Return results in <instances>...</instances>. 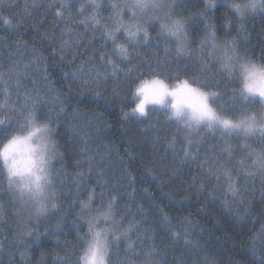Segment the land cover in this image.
<instances>
[{
    "label": "snow or ice",
    "instance_id": "6c2138e0",
    "mask_svg": "<svg viewBox=\"0 0 264 264\" xmlns=\"http://www.w3.org/2000/svg\"><path fill=\"white\" fill-rule=\"evenodd\" d=\"M223 2L229 12L218 24L214 10L221 0H24L22 6L0 0L4 151L15 144L8 137L18 126L38 119L63 125L62 135L71 141L58 152L56 179L43 200L26 198L10 179H0V264L5 258L7 264H45V258L79 264L88 234L101 230L111 239L103 253L90 248V264H169L170 255L171 264H220L192 213L173 224L171 210L192 201L198 211L216 215L217 224L219 210L241 230L259 215V228L249 229L241 242L245 259L229 264H264V90L248 83L241 89L234 71L264 61V42L257 52L248 30L257 16L264 21V5ZM14 10L16 17L6 14ZM29 21L39 47L12 36ZM129 93L140 98L130 112L124 104ZM93 97L106 106L113 98L121 101L123 144L110 139L104 111L80 107ZM169 97L172 115L149 108ZM185 110L187 120L173 119ZM233 113L250 115L234 121ZM143 145L151 149L147 158ZM137 157L162 198L148 187L143 195L138 191L132 170ZM70 210L71 240L64 233ZM42 236L57 247L43 250ZM34 245L42 249L38 259Z\"/></svg>",
    "mask_w": 264,
    "mask_h": 264
},
{
    "label": "clouds",
    "instance_id": "9594fccd",
    "mask_svg": "<svg viewBox=\"0 0 264 264\" xmlns=\"http://www.w3.org/2000/svg\"><path fill=\"white\" fill-rule=\"evenodd\" d=\"M221 3L228 5L221 0ZM264 5V0H259L257 8ZM239 78V87L244 88L245 84H252L254 89L264 90V61H256L255 68L251 64L247 66H238L234 69ZM171 86V85H170ZM139 97L131 93L125 101L129 111L139 102ZM171 98L169 97L163 106L149 105V108L159 107L162 112L172 115L174 109L171 108ZM250 114L233 113L229 118L234 121L245 120ZM174 120L183 123L188 119L187 110L183 116H173ZM215 127H220L215 121H212ZM204 125H201L203 127ZM16 138L15 144L4 151L6 140L0 139V179L7 183L10 179L16 192H23L27 197L35 196L36 200H43L46 195H51L52 184L50 181L56 179L54 168L58 164V152L62 148L58 128L54 123L43 119L35 120L32 123L24 122L23 127H17L9 140ZM14 174L9 175V172ZM173 217V224L178 226L179 218ZM101 220V224H103ZM111 236L104 230L98 233L88 234V243L83 245L81 251V260L79 264H90L88 257L91 255L90 248L95 247L101 253L108 248V241ZM95 264H101L97 259Z\"/></svg>",
    "mask_w": 264,
    "mask_h": 264
},
{
    "label": "trees",
    "instance_id": "16d2710c",
    "mask_svg": "<svg viewBox=\"0 0 264 264\" xmlns=\"http://www.w3.org/2000/svg\"><path fill=\"white\" fill-rule=\"evenodd\" d=\"M18 3L22 6L24 0H18ZM218 7H219V12H215L214 10V13L217 23L220 24L223 22V17L221 16V13L229 12V10L227 9V6L223 3H220ZM17 11L18 10L10 11L6 14L16 17ZM30 23L31 21L22 25L17 31L12 33V36L13 38L28 40L30 44L35 43L39 47L40 36L36 33L34 29L30 27ZM262 23H264V21H262L259 16L256 17L255 22L249 21V29H248L250 33L249 43L250 45L255 47L257 52L259 50L260 43L264 42V32L261 31ZM3 28L4 26L0 25V35H4ZM85 104H87L89 108H97L98 111L105 112V118L112 125L110 129V133L112 134L110 135V139H112L117 144H123L127 140V135H123V136L121 135L124 130L119 127V124L121 122L118 118L121 112V107H120L121 101L119 99L113 98V102L110 105L106 106L103 101L97 102L96 98L94 97L91 98V102H89V100L85 98L84 102L80 105V107L83 108ZM124 104L126 109L127 105L125 102ZM57 128H58V135L60 137V141L62 144L61 150L64 151L65 150L64 146L67 144H71V141H69L65 135H62L63 133H65V128L63 125H58ZM134 131L135 129H130L129 134H131V132ZM143 149H144L143 155L145 158H147L151 152L150 146L143 145ZM140 151L141 148H137V152ZM67 156L69 157L68 163L71 164V159H70L71 151H68ZM139 160L140 158L137 157L136 160L134 161L135 166L132 169L137 176L138 191H140L141 195H143L144 194L142 192L143 187H148L154 197L162 198L160 190L155 186L156 182L152 181L150 176H147ZM57 167H59V164H57ZM258 187L259 185L257 184V188ZM164 191H168V189L165 188ZM253 204L255 206L254 211L259 213L260 200H259L258 192L253 194ZM198 209H199V203L196 201H192L188 203L186 207L183 209L177 210L176 208H173L171 210V215L179 218L181 215H187L188 213H192V219L194 221H198L199 224L205 229L204 239L207 241L208 251L219 259L220 264H229L230 259H236V260L245 259L244 257H242V252L244 250L241 248V242L247 241L249 229L259 228L258 221L260 220L261 217L257 215L256 222H252V221L247 222L244 225L243 230H241L240 227H234L230 222L226 223L227 220L226 213H221L219 212V210H217V215L221 217V222L217 224L216 215H213L211 212L209 213L200 212L198 211ZM73 219H74V213L70 210L66 217V221L64 225V233L67 235V238L70 240L75 238V229L73 228L71 223ZM39 230L44 231L43 222H41V224L39 225ZM40 242L44 246L43 250H51L57 247L56 241L48 236H42L40 238ZM61 243H63V236L61 238ZM41 250L42 249L40 247H37L35 245L33 246L34 258L36 259L39 258ZM172 259L173 258L170 255L168 257L169 264H171ZM3 264H7L6 258L3 260ZM45 264H52L51 259L45 258Z\"/></svg>",
    "mask_w": 264,
    "mask_h": 264
}]
</instances>
